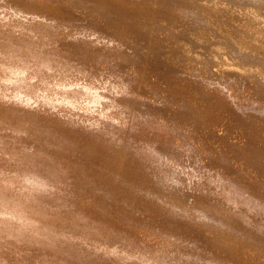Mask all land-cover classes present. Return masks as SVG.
Masks as SVG:
<instances>
[{"label": "bare ground", "instance_id": "bare-ground-1", "mask_svg": "<svg viewBox=\"0 0 264 264\" xmlns=\"http://www.w3.org/2000/svg\"><path fill=\"white\" fill-rule=\"evenodd\" d=\"M0 264H264V0H0Z\"/></svg>", "mask_w": 264, "mask_h": 264}, {"label": "rangeland", "instance_id": "rangeland-1", "mask_svg": "<svg viewBox=\"0 0 264 264\" xmlns=\"http://www.w3.org/2000/svg\"><path fill=\"white\" fill-rule=\"evenodd\" d=\"M245 1V0H244ZM246 1H248V0H246Z\"/></svg>", "mask_w": 264, "mask_h": 264}]
</instances>
